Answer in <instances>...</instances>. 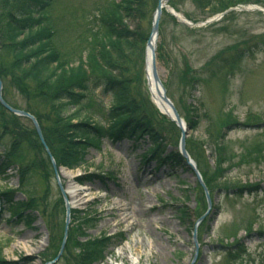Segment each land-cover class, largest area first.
<instances>
[{
	"label": "rangeland",
	"instance_id": "374dc122",
	"mask_svg": "<svg viewBox=\"0 0 264 264\" xmlns=\"http://www.w3.org/2000/svg\"><path fill=\"white\" fill-rule=\"evenodd\" d=\"M218 1L232 8V12L222 15L213 24L190 29L191 32L173 25L169 16H162L161 39L170 62L159 59L157 68L168 96L183 118L196 115L198 127L196 131L188 132L187 139L200 170L210 177L217 159L228 162L224 167L229 165L224 179L221 180L216 171L210 178L213 179L210 183L212 207L205 218L206 223L199 225V246L192 264H264V15L240 10L251 6L264 8V0H255L256 3L254 0H170L169 4L183 16L202 23L219 12ZM104 4L105 0H57L49 9L51 19L56 21L64 15V20H68L74 12L76 16L70 31L62 28L59 22L55 23L54 42L58 43L60 35L66 31L68 36L61 39L69 44L66 50L70 53L74 49L76 52L81 50L84 46L80 39L84 35L81 22L87 17L89 21L95 6L104 7ZM151 11L153 9L143 22L146 28ZM243 48L248 52L243 58L236 57ZM9 63V56L0 54V65L8 68ZM128 67L125 77L131 81L129 90L133 106L168 142L164 156L176 153L179 133L151 102L141 58L136 57ZM223 80L230 81L223 86ZM11 85L6 84L9 98L24 107L23 99ZM96 93L102 98V106L92 97L87 105L89 108L85 109L103 123L99 113L108 108L110 98L103 97L99 91ZM189 104L196 108L195 113L188 114ZM44 111L41 109L42 113ZM143 140L132 154L129 146L124 144L112 148L107 143L102 144L99 151L90 150L85 168L71 171V178L60 177L62 185L64 189L70 184L87 189L77 193L76 199L69 200L74 203L75 211L94 219L86 232L88 236L123 232L125 242L106 256L104 264H131L130 258H136V264H191L195 251L191 225L205 210L199 192H192L196 189V179L191 172L182 171L174 164H164L157 170L154 164L140 166L138 158L148 144L145 138ZM4 142H9L7 136ZM216 145L218 150L214 152ZM22 155L23 159L40 157L26 145L22 147ZM103 172L111 173L112 178L104 183L93 179L84 186L75 182L85 173ZM7 177L0 181V192L18 187L13 170L7 172ZM29 182L40 202L42 199L48 205L47 210H43L46 217L43 220L39 217L30 229L0 221V258L18 264H44L39 255L51 253L54 245L49 241L48 248L43 241L45 222L48 228L52 226V232L55 227L58 231L56 239H60L62 217L58 205L57 209L52 206L57 199V189L53 179L45 183L36 174ZM249 188L261 191L255 195L243 193ZM14 199L21 201L22 197L16 193ZM185 201L190 209L197 203L198 213L181 220L176 210ZM229 237L234 240L219 243V239ZM241 240L243 243L238 246ZM120 241L117 237L115 243ZM67 249L57 264L74 263L79 248L70 244Z\"/></svg>",
	"mask_w": 264,
	"mask_h": 264
},
{
	"label": "trees",
	"instance_id": "16d2710c",
	"mask_svg": "<svg viewBox=\"0 0 264 264\" xmlns=\"http://www.w3.org/2000/svg\"><path fill=\"white\" fill-rule=\"evenodd\" d=\"M156 1L107 0L104 7L95 10L94 20L97 23L90 31V38L86 39L85 55H78L76 63L72 64L63 60L51 46L50 36L42 28L44 19L38 17L53 0H0V49L11 57L8 68L0 65V79L4 83L3 98L12 107L19 108L7 95L6 81L13 84L11 86L25 101V107L20 109L37 119L58 167L73 170L84 165L88 150L99 149L103 139L112 143L128 140L136 144L144 135L148 136L152 144L144 156L153 154L157 161L162 160L155 154L161 147L159 137L137 119L138 109L133 106L124 77L135 53H142L148 35L143 22L150 10H154ZM216 6L219 12L228 8L221 1ZM173 24L177 26L174 21ZM239 55L243 54L236 57ZM97 88L110 95L105 126L93 122L79 110L82 100ZM40 108L46 110L44 116H41ZM0 123L3 131L9 127H22L21 120L1 106ZM15 131L19 138L24 139L15 138L17 142L9 153L0 157V178H3L10 163L18 160L17 152L22 143H27L39 153L42 151L30 124L26 128L27 135L23 130ZM170 159L179 162L176 156H170ZM46 166L49 169L47 159H40L22 172V179H26L31 169L40 170L46 176ZM90 180L91 177L87 176L78 179V182L84 184ZM23 207L22 203L13 202L7 195L0 197V208L2 212L8 213V220L28 227L34 219L20 214ZM108 245L109 240L106 239L91 243L80 254L79 264L100 261Z\"/></svg>",
	"mask_w": 264,
	"mask_h": 264
},
{
	"label": "water",
	"instance_id": "95a60500",
	"mask_svg": "<svg viewBox=\"0 0 264 264\" xmlns=\"http://www.w3.org/2000/svg\"><path fill=\"white\" fill-rule=\"evenodd\" d=\"M168 2V0H159L158 1V5L156 7V10H155V13H154V16H153V23H152V28H151V33H150V37L148 39V42H147V48L150 50V54H151V61H150V73H151V77H152V80L153 82L155 83V85L158 86L159 84V81H158V78H157V74H156V70H155V65H154V61H153V45H152V40L153 38L155 37L156 35V32H157V27H158V21H159V18H160V15H161V10L162 8H165V4ZM167 9L168 11H170L168 8H165ZM180 22L182 23H185L183 20L179 19ZM162 100L170 107L173 115H174V118H175V121H176V124L178 125V127L181 129L182 131V128H181V122L179 120V118L177 117L176 115V112L174 110V108L172 107V105L164 98L162 97ZM0 102L2 103V105L4 107H6L7 109H9L11 112L15 113V114H18V115H22V116H25L27 118H29L35 129H36V132L39 136V138H41L40 136V131L38 129V126L34 120L33 117H31L30 115H28L27 113L25 112H18V111H14L12 109H10L7 105H5L1 99H0ZM184 136H185V132L182 131L181 132V140H180V145H181V149H182V152H183V156L185 158H187L186 154L184 153V150H183V147H184ZM52 167H53V170L55 171V166H54V163L52 162ZM68 221H69V207L68 205L66 204V219H65V225L68 224ZM63 246V245H62Z\"/></svg>",
	"mask_w": 264,
	"mask_h": 264
},
{
	"label": "bare ground",
	"instance_id": "6f19581e",
	"mask_svg": "<svg viewBox=\"0 0 264 264\" xmlns=\"http://www.w3.org/2000/svg\"><path fill=\"white\" fill-rule=\"evenodd\" d=\"M149 60H147L148 62ZM148 81H149V84H150V92H151V95L153 96V98L157 101V106L159 108V111L162 112V113H165V114H168V110L165 108V106L160 103V99L158 97V94H157V91H156V88L153 86V84L151 83L149 77H148ZM59 175L62 176V177H65V178H71L70 177V172L66 171V170H59ZM145 180H147V178H143ZM87 189L84 188V187H74L70 184V186L68 188H66V194L71 198V199H76V197L78 196L77 193H79L80 191H86ZM131 264H135V261L136 259H131Z\"/></svg>",
	"mask_w": 264,
	"mask_h": 264
}]
</instances>
